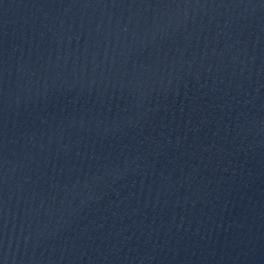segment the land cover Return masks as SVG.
Segmentation results:
<instances>
[{"label": "water", "instance_id": "95a60500", "mask_svg": "<svg viewBox=\"0 0 264 264\" xmlns=\"http://www.w3.org/2000/svg\"><path fill=\"white\" fill-rule=\"evenodd\" d=\"M0 264H264V0H0Z\"/></svg>", "mask_w": 264, "mask_h": 264}]
</instances>
